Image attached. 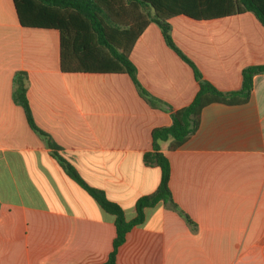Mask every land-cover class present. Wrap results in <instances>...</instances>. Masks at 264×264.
<instances>
[{"label":"crops","instance_id":"0c3cea01","mask_svg":"<svg viewBox=\"0 0 264 264\" xmlns=\"http://www.w3.org/2000/svg\"><path fill=\"white\" fill-rule=\"evenodd\" d=\"M170 26L176 49L221 93L241 88L244 68L264 65V28L251 13L179 16ZM129 60L158 107L125 74L62 72L59 33L22 28L12 0H0V264H103L111 252L113 218L58 158L120 206L126 221L136 201L156 191L160 171L143 163L151 132L191 103L198 82L153 23ZM16 73L26 75L34 124L56 150L13 103ZM163 154L177 210L161 202L146 209L116 264H264V74L253 78L246 103L205 107L197 131Z\"/></svg>","mask_w":264,"mask_h":264},{"label":"trees","instance_id":"16d2710c","mask_svg":"<svg viewBox=\"0 0 264 264\" xmlns=\"http://www.w3.org/2000/svg\"><path fill=\"white\" fill-rule=\"evenodd\" d=\"M19 25L25 29L54 30L60 35V69L64 73L125 74L133 82L138 95L152 108L160 102L143 90L136 79V70L129 55L150 23L158 27L164 43L193 71L198 91L191 103L171 111V124L151 132L152 150L143 155L146 166L160 171L155 192L135 203V217L126 221L124 211L105 194L90 187L76 170L57 159L67 177L75 182L106 214L113 218L115 237L112 250L103 264H116V253L126 234L144 222L146 209L158 203L173 204L168 187L170 167L163 152L180 148L199 127L201 111L211 104L239 105L246 103L256 75L264 74V65L242 70L241 88L221 93L201 79L193 64L174 46L170 20L184 16L195 21H209L251 13L264 28V0H12ZM119 14L116 23L113 14ZM27 77L16 73L12 80V101L23 111L28 127L44 138L52 150L51 138L39 130L33 121L26 98ZM57 157V155L55 156ZM186 223L193 227L187 216Z\"/></svg>","mask_w":264,"mask_h":264}]
</instances>
